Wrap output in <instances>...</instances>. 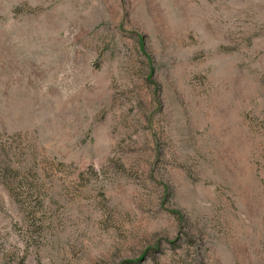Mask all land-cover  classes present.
Here are the masks:
<instances>
[{
  "label": "rangeland",
  "instance_id": "obj_1",
  "mask_svg": "<svg viewBox=\"0 0 264 264\" xmlns=\"http://www.w3.org/2000/svg\"><path fill=\"white\" fill-rule=\"evenodd\" d=\"M0 264H264V0H0Z\"/></svg>",
  "mask_w": 264,
  "mask_h": 264
}]
</instances>
